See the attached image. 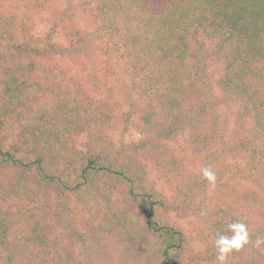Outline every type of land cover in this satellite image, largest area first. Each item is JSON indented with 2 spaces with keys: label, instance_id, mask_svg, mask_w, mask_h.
Returning <instances> with one entry per match:
<instances>
[{
  "label": "trees",
  "instance_id": "1",
  "mask_svg": "<svg viewBox=\"0 0 264 264\" xmlns=\"http://www.w3.org/2000/svg\"><path fill=\"white\" fill-rule=\"evenodd\" d=\"M41 5L32 0L31 7ZM82 5L95 17L111 12L124 18L130 32L115 18L108 38L98 43L62 11L53 27L66 44L48 36L40 45L29 33V16L0 15V264H80L76 241L96 254L110 238L120 240L130 264H190L184 232L163 216L167 208L201 218L207 247L193 264L217 262V233L235 221L247 225L249 242L233 250L227 264H264V243L256 244L264 240V0ZM199 33L224 51L216 85L220 101L237 104L230 129L207 119L211 94L202 86L192 45ZM67 58L89 60L92 72L101 71L104 81L92 74V88L105 95L90 94L85 81L60 64ZM122 92L127 114L118 112L116 94ZM132 116L142 138L114 147L110 132ZM83 132L87 143L80 150L76 140ZM179 134L215 177L227 155L242 159L246 185L233 206L223 198L205 202L210 182L201 170L188 175L185 148L171 144ZM142 156L154 159L173 189L170 199L148 186ZM50 190L72 217L64 234L52 220Z\"/></svg>",
  "mask_w": 264,
  "mask_h": 264
},
{
  "label": "rangeland",
  "instance_id": "2",
  "mask_svg": "<svg viewBox=\"0 0 264 264\" xmlns=\"http://www.w3.org/2000/svg\"><path fill=\"white\" fill-rule=\"evenodd\" d=\"M113 1L117 2L118 0ZM31 4L32 0H0V15L15 13L29 16L31 23L29 33L40 45L43 44V41L47 39L48 36H51L52 40L56 43L66 44L67 41L62 31L53 27L54 20L57 19L58 14L62 11H67V13L72 16L76 28L86 32L88 36H97L96 40L98 43L108 38V34L106 33L111 30L110 23L112 20L120 18L114 16L111 12L106 14L104 18L95 17V15H91V12H88L85 5H82V0H42V5L39 8L31 7ZM119 22H121L123 31L127 33L130 32L128 29L130 24L124 21V18L123 20L120 18ZM117 34L122 35L123 32H117ZM128 37L130 36L128 35ZM192 45L195 52H197L198 59H200L199 71L202 78V86L206 90H209L207 95L211 94L210 102L212 106L209 109L210 111L208 110V122L219 124L221 127L226 126L230 129L233 125L234 112L236 111L237 104H225L220 101L219 97L221 96V90L216 85V79L220 74L222 54L224 51L218 46L215 40L201 33L194 37ZM141 63L142 62L139 61V65H141ZM60 64L70 69L72 73H77L85 81V88L90 94L95 97H102L105 95L104 85H102L104 93L102 91H95L92 88V74L100 81V84H102L105 77L101 74V71H96V73L92 72V64L89 60L82 64L67 58L61 60ZM120 65L122 68L124 63L119 62V68ZM137 78L138 77H136V79ZM135 94L136 93L132 91V98L135 97ZM116 99L120 106L118 112L127 114V112L130 111V104L124 92L116 94ZM212 116H214L213 119H211ZM132 119H134V116H132L128 122L122 121L116 129L110 132L111 144L114 145V147L130 146L142 138V134L135 127ZM86 143L87 133L83 132L76 140V147L80 150H85ZM171 144L176 146V148H185L189 164L188 175L189 170L192 173H198L201 170V158L190 152L189 146L185 140V134H179L176 141L173 143L171 142ZM125 149L126 154L131 152L130 147H126ZM142 162L147 171L148 186L154 191L162 194L165 198L170 199L173 195V189L165 182L160 169L155 165L154 159L142 156ZM243 166L244 164L241 158L227 155V157L219 163V172L218 175H216L215 181L207 185L205 202L212 205L214 202H218L223 198L233 206L232 202L235 196L240 194V187L246 185V183H242L240 178V169ZM49 193L52 197V220L55 224V229L63 234L71 231L72 217L68 213V208H65V202L54 191L50 190ZM73 215L74 212L72 213V216ZM163 216L166 217L170 225L178 227L184 232L187 261L190 264L195 263L197 254L205 251L207 247L206 239L201 235L203 228L201 218L194 214L179 216L168 208L163 213ZM105 247V250L93 254L85 251L84 246L79 241H76L74 243L75 257L80 264H130L128 260L123 261L126 251L118 238H110ZM250 251L251 249L249 247L245 250L246 254ZM200 262L201 264H217V262L204 260Z\"/></svg>",
  "mask_w": 264,
  "mask_h": 264
},
{
  "label": "clouds",
  "instance_id": "3",
  "mask_svg": "<svg viewBox=\"0 0 264 264\" xmlns=\"http://www.w3.org/2000/svg\"><path fill=\"white\" fill-rule=\"evenodd\" d=\"M201 175L209 182H214L215 173L210 168H202ZM249 242V233L247 225L243 221H235L227 224V232H219L214 241L216 249L217 264H227L228 257L233 250H240ZM264 240L257 239L259 246Z\"/></svg>",
  "mask_w": 264,
  "mask_h": 264
}]
</instances>
